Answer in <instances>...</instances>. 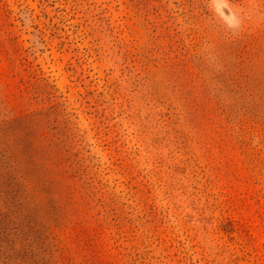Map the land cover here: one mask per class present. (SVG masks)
Masks as SVG:
<instances>
[{
  "label": "rangeland",
  "instance_id": "rangeland-1",
  "mask_svg": "<svg viewBox=\"0 0 264 264\" xmlns=\"http://www.w3.org/2000/svg\"><path fill=\"white\" fill-rule=\"evenodd\" d=\"M0 264H264V0H0Z\"/></svg>",
  "mask_w": 264,
  "mask_h": 264
}]
</instances>
